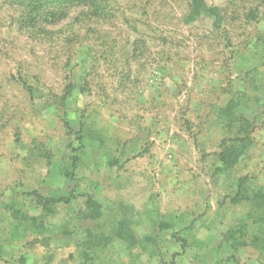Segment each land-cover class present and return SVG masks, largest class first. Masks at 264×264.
<instances>
[{
    "label": "rangeland",
    "instance_id": "rangeland-1",
    "mask_svg": "<svg viewBox=\"0 0 264 264\" xmlns=\"http://www.w3.org/2000/svg\"><path fill=\"white\" fill-rule=\"evenodd\" d=\"M61 8L0 0V214L74 163L126 205L264 219V0Z\"/></svg>",
    "mask_w": 264,
    "mask_h": 264
},
{
    "label": "crops",
    "instance_id": "crops-1",
    "mask_svg": "<svg viewBox=\"0 0 264 264\" xmlns=\"http://www.w3.org/2000/svg\"><path fill=\"white\" fill-rule=\"evenodd\" d=\"M74 165L59 171L70 181L21 192L15 220L2 211L0 264H157L173 256L174 244L176 264H264V219H224L217 209L199 207L179 219L192 209L126 205L68 169ZM175 228L177 238L170 235Z\"/></svg>",
    "mask_w": 264,
    "mask_h": 264
},
{
    "label": "trees",
    "instance_id": "trees-1",
    "mask_svg": "<svg viewBox=\"0 0 264 264\" xmlns=\"http://www.w3.org/2000/svg\"><path fill=\"white\" fill-rule=\"evenodd\" d=\"M75 0H22L26 4V8L31 11H40L42 8L55 5L57 8L68 7ZM202 0H194L195 3H201ZM62 9V8H61ZM216 14V13H214ZM218 17V14H216Z\"/></svg>",
    "mask_w": 264,
    "mask_h": 264
}]
</instances>
